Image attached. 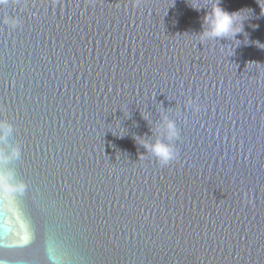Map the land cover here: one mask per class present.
I'll use <instances>...</instances> for the list:
<instances>
[{
    "label": "water",
    "instance_id": "1",
    "mask_svg": "<svg viewBox=\"0 0 264 264\" xmlns=\"http://www.w3.org/2000/svg\"><path fill=\"white\" fill-rule=\"evenodd\" d=\"M217 2L243 9L244 32L202 40ZM261 12L264 0L0 5V119L24 184L0 189V261L264 264ZM164 111L180 129L167 165L137 143L163 138Z\"/></svg>",
    "mask_w": 264,
    "mask_h": 264
},
{
    "label": "clouds",
    "instance_id": "2",
    "mask_svg": "<svg viewBox=\"0 0 264 264\" xmlns=\"http://www.w3.org/2000/svg\"><path fill=\"white\" fill-rule=\"evenodd\" d=\"M7 2L8 0H0V5H4ZM136 2L139 3V0H136ZM192 7L198 11L201 9ZM242 10L229 12L221 6L220 2L215 3L211 11H207L204 15V24L207 27L205 28L202 25L201 39L236 38L237 34L244 32V18L241 16ZM261 14L264 13L261 12ZM3 22L12 28H15L19 24L18 18L12 16L6 17ZM187 106L194 107V102L189 99ZM145 119H147V116H145ZM157 127L158 130L160 127L163 128V138L160 135H156L154 139L139 136L140 139L137 143L142 145L145 152L154 157L161 165H167L179 159V150L176 147L175 141L180 138V129L177 126L176 120L172 119L167 111L162 112L160 124ZM12 130L13 125L10 121L0 119V189L4 193L23 191L24 188L22 182L12 183L14 174L12 169L8 167L11 156L18 157L20 154L18 145L12 149L11 156L5 151L8 136Z\"/></svg>",
    "mask_w": 264,
    "mask_h": 264
},
{
    "label": "snow or ice",
    "instance_id": "3",
    "mask_svg": "<svg viewBox=\"0 0 264 264\" xmlns=\"http://www.w3.org/2000/svg\"><path fill=\"white\" fill-rule=\"evenodd\" d=\"M25 243H26V241H25ZM0 264H3V261H0Z\"/></svg>",
    "mask_w": 264,
    "mask_h": 264
}]
</instances>
